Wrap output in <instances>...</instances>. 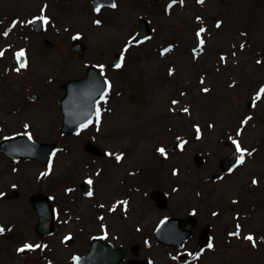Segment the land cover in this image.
Instances as JSON below:
<instances>
[{
  "label": "flooded vegetation",
  "instance_id": "1",
  "mask_svg": "<svg viewBox=\"0 0 264 264\" xmlns=\"http://www.w3.org/2000/svg\"><path fill=\"white\" fill-rule=\"evenodd\" d=\"M12 1L14 6L10 11H0V79L9 86L2 93L4 99L1 100L0 132L7 130L8 133L0 136V202H3V205L10 204L24 187V192L28 191V194L25 193L28 209L35 219H38L36 209H45L48 202L53 205L57 218L56 233L40 237L35 226L39 242H47V253L50 257L51 240L56 237L60 228L67 231L65 238L60 239H65V243L72 242L70 246L65 247L73 250L69 251V257L86 255L91 242L101 239L116 249L102 252L110 257L111 264H144L145 261L147 264H158L161 250L166 252V258L171 264H202L210 255L226 254L228 247L234 243L247 242L256 249H264V232L252 230L253 232L249 234L248 231L245 235V222L248 218L258 214V220L264 225V187L260 186V174L256 175V183L251 188H244L252 194L251 210L240 206L239 203L229 206V200L220 187L227 180L234 179L238 171L247 166L244 162L238 163L230 172L223 173L222 160L237 151V145L229 138L224 142L221 136L216 139V143L224 144L225 150L217 157H214L212 149L197 152L196 123L187 122V128L184 123L180 125L181 122L176 125L165 123L163 127L158 114L157 119L162 127L156 130L155 135L164 134V131L171 132V142H160L156 137L153 145L148 142L150 139H147L150 144L148 146L144 139L129 137L130 135L125 133L126 128H113L109 133L102 135L107 121L118 113L117 101L129 96L130 100L140 98V104L147 106L152 102L155 83L150 82L151 73L144 69L137 74V83H131L134 81L130 80L128 75L133 62L130 58V53L133 52L131 44L119 46V50L109 53L105 58L106 52L100 45L89 43L79 31L72 34L69 32L74 26L68 25L67 19L75 15H93L97 24L101 25L100 16L106 13H128L133 6V0H117L115 7H103L99 12L96 11L93 0H29L28 14L21 11L24 0ZM164 1L135 2L136 6L143 5L144 9L146 7L148 10L140 16L137 31L141 18L149 21L154 33L164 31L156 23L157 9L161 15L165 14ZM187 1H194L195 5L192 4L191 8L197 6L204 12L211 0ZM219 1L224 3L223 0ZM41 17L46 18L48 22L44 23L39 19ZM200 19V13H194L193 22L196 24ZM220 20L224 28L226 22L224 19ZM201 27L202 25L195 28L194 34ZM20 34L30 37L24 39ZM54 36L65 37L67 41H56ZM8 38L13 42L7 43ZM75 38L83 42L76 44L77 47H87V52L83 55L76 54L73 50ZM248 42V49L253 51L254 47L255 52L259 50L253 37L249 36ZM194 48L190 47L191 55ZM227 49H222L223 59L229 57ZM19 53H23V56L18 61ZM52 55L60 57L51 60L48 57ZM93 55L97 58L90 59ZM118 55L121 56L119 61L116 59ZM73 59L81 62L84 74L77 77L64 76ZM135 61L143 65L148 60L144 58ZM156 61L170 62L160 58ZM21 62H26V66L21 68ZM118 64L120 67H117ZM90 67H97L102 72L109 89L97 102L95 116L86 127L77 135L60 133L64 120L83 124L86 122L84 114L92 107V97L96 93H88L86 99L70 102L64 100L67 91L63 86L70 80L84 78ZM177 68L174 60L172 63H166L164 82H169L168 80L178 75ZM202 75L206 76V73L202 72L200 76ZM118 79L123 83L119 85ZM176 84L179 85L178 82ZM144 105L142 108L145 109ZM44 107L55 109L59 122L53 123L55 127L51 129L40 125V130L38 109ZM69 108L77 109L79 113L68 119L63 115V111H68ZM34 109L38 112L34 117L36 120L30 118ZM167 113L174 116L171 111ZM37 129L40 132L45 131L48 135L44 133V137H39ZM213 129L207 128L209 133L214 134L210 131ZM52 131H59L57 138L50 137ZM7 141L18 142L5 144ZM211 141L213 139L210 138L208 142ZM253 141L255 145H239L244 154V161L249 153L258 151L257 143ZM33 143L56 147L48 166L36 159ZM160 149L164 152L161 153ZM76 151L79 156L74 155ZM240 155L241 152L238 157ZM198 156L204 159L201 167H198ZM155 163L160 166L169 165L168 177L164 180L161 179L160 169L155 167ZM12 176L15 178L9 182ZM102 181L106 182L107 187L102 186ZM59 183L62 184L61 187H56ZM159 193L166 194V204L158 201ZM231 199H238V196ZM261 209L263 214L260 213ZM192 216L194 220L188 223L186 220ZM170 219L183 222H177L167 230L159 232L161 224ZM85 221L88 222L86 226ZM16 226L17 224L0 226V229L4 230L0 232V239L12 240ZM187 233L190 235L183 242ZM204 235H207L208 243L205 249L201 250V239ZM249 235L253 237L255 246L253 241L245 239ZM160 240L174 241L176 245H162ZM210 243L211 248L208 247ZM121 256L124 257L123 260L120 259ZM183 257L185 258L182 259Z\"/></svg>",
  "mask_w": 264,
  "mask_h": 264
},
{
  "label": "rangeland",
  "instance_id": "2",
  "mask_svg": "<svg viewBox=\"0 0 264 264\" xmlns=\"http://www.w3.org/2000/svg\"><path fill=\"white\" fill-rule=\"evenodd\" d=\"M28 1L24 0L21 5V11L26 14L29 13ZM133 1V6L128 13L114 15L106 13L100 16L101 25L97 24V19L93 15L72 16L67 19V24L74 26L69 32L72 34L74 31H79L87 38L89 43L95 46L100 45V48L105 50V58H107L109 53L119 50V46L130 42V36L133 34L134 37L135 33H137L136 28L140 16L143 15V12L148 11L146 7L144 9L143 5L137 3L138 5L136 6L135 2L137 0ZM172 2L173 0L164 1L165 10L172 11L170 15L166 13L161 15L157 9L156 15H158V19L156 23L164 31L159 32L155 39L146 45L147 47L133 50L130 53V58L133 62H131L132 66L128 75L130 80H134L131 83L133 85L137 83V74L140 70L144 69L150 72V82L155 83V90L152 89V102L147 106L141 105L140 98L132 101L129 96L122 101H117L118 113L107 121L102 135L109 133L113 128H126L125 133H128L129 137H136L139 140L144 139L145 144L148 146L150 144L153 145L156 137L158 138L156 140L160 142H171L173 138L171 132L167 133L164 131V134L160 133L159 136H156L155 133L156 130L158 131L162 127L161 122L157 119V114L164 127L165 115L173 108L176 111L173 114L179 115L167 120L171 125L181 122L180 125L184 123V127L187 128V122L196 123V130L199 133L195 147L197 152L212 149L214 150V157L224 153V144L216 143V139L219 136L222 137V142L229 138L236 145H255L253 144V140H255L258 151L246 156L244 163L247 166L239 170L234 179L227 180L220 186L222 193L227 196L228 200H231L234 196L242 197L247 191V189H244L246 183L252 175L258 174L256 172L261 173V187L264 186V140L258 138V136L264 134V90L260 89V84L263 82L264 66L258 67L256 64L258 56L260 58L263 56L264 61V0H223L224 3L219 0H211L204 12H201L197 6H195L196 8H191L192 4L195 5L194 1H187L186 5H184L185 8L179 7L180 9L169 8V4ZM13 6L12 0H0V11H10ZM178 6H182V4ZM194 13H200V16H202V19L197 21L198 24L193 22L195 21ZM214 17L225 20L224 28L223 26L221 28L215 27V23L212 21ZM202 24L209 26L208 33L211 37L210 42L208 41L207 43L208 46L206 45L207 52H204L196 59L191 55L190 47H195L198 35H195L194 31L195 28ZM244 28L249 36L253 37V41L260 51L257 49L255 52L254 47L252 48L253 51L246 49L244 52H239L236 49L238 44L244 41V37L241 36ZM21 35H23L24 39L30 37V35L26 34ZM4 37L6 38V35ZM64 38L54 36L56 41H67ZM6 41L7 43L13 42L9 38ZM35 42L38 41L35 40ZM246 42L249 44L248 39H246ZM173 44L178 46L177 51L173 55L170 53L165 56V60H169L170 63L173 60L175 61L178 66L177 69H179L177 73L179 78L175 76L171 80L167 79L169 82H164L167 62L156 61L158 57L154 54V49ZM227 47L229 49V57L224 62V59L221 58V52L223 51L222 49H227ZM146 48L148 49L145 52ZM235 51L238 53L237 57L235 56ZM61 52L66 53L64 51ZM144 54L148 61L140 65L141 63L135 60L144 57ZM58 57L60 56L52 55L48 58L52 60ZM96 58V55H93L90 59ZM83 70L81 62L73 59L69 63L68 71L63 75L77 77L84 74ZM202 72L207 75L204 87L213 90L211 96L205 94L201 89V85H199L198 79ZM3 83L0 79V120L2 116L1 100L4 99L2 93L9 88L8 85ZM122 83L123 81L118 79V84ZM181 90L186 92L184 93ZM255 93L259 99L258 107L255 110L248 111V102H254L255 99L253 100L252 98ZM176 99L181 101L180 105L175 102ZM143 105L145 109L142 108ZM38 112V128L41 125L51 129L55 127L53 123L57 124L59 122V115L55 109L44 107L39 108ZM38 112L37 109H34L30 118L36 120L34 117ZM246 112L255 116L253 122L246 121L244 118ZM257 117L262 118L261 123H257ZM207 128H214L210 130L214 134L209 133ZM39 129L41 130V128ZM40 130L37 129L39 137H44V133L48 135L45 131L40 132ZM7 133V130H4L0 132V136ZM50 134L51 138H57L59 131H52ZM210 138L213 141L208 142ZM147 139H150L148 141L150 144H148ZM74 155L79 156L78 151ZM65 159L67 160L68 157ZM154 165L160 169L159 173L162 180L168 177V164L160 166L155 163ZM14 178L12 176L9 182L13 181ZM102 183V186L105 187L106 182L102 181ZM60 185L62 184L59 183L56 187H61ZM23 189L24 187L20 194L10 201V204L3 205L1 204L3 202H0V226L3 224H17L12 240L0 239V264H73V257H69L73 251L72 248H65L62 242L63 239H60L67 232L64 228H60L56 237L51 240V257L47 253V242H39V238L35 234L37 218L35 219L34 214L28 209V200L25 199L28 191L24 192ZM228 204L230 206L231 201ZM260 213L263 214L262 209ZM257 215L246 220L245 235H247L248 231L249 234L253 232L252 230L259 233L264 232V225L258 220ZM87 223L85 221V226ZM25 245H32L33 247L22 252L19 251ZM37 245L39 247H36ZM18 246L19 249H17ZM161 251L158 255V264H171L166 258V252ZM202 264H264V249H256V247H252L247 242L244 244L234 243V245L228 247L226 254L210 255L208 260L205 259Z\"/></svg>",
  "mask_w": 264,
  "mask_h": 264
},
{
  "label": "water",
  "instance_id": "3",
  "mask_svg": "<svg viewBox=\"0 0 264 264\" xmlns=\"http://www.w3.org/2000/svg\"><path fill=\"white\" fill-rule=\"evenodd\" d=\"M112 1H114V0H95V5L98 6V7H101L103 5H110L111 3H113ZM146 30H147L146 27L143 26V28H142V32L143 33H141V35L138 37L137 41L141 40L143 37H145V36L148 35L146 32H144ZM94 78L98 79L97 77H94ZM85 81H87V79L86 80H83V81H80V82H78V81H76L74 83L71 82L70 85L73 86L72 91H75L77 88H79L78 90H82L79 85L80 84H83ZM94 81H95V79L92 81V83H94ZM94 84L96 86L95 91H98L99 90L98 83L95 82ZM102 87H103V90H104V86H102ZM94 108H95V106L93 105L92 108H91V113L94 112ZM63 131H65V129H63ZM231 163H232V161L231 162L227 161V164L228 165H230ZM224 169H225V167H224ZM47 209H50V208L47 207ZM41 218H42V222L43 223H45L46 220H47V224L46 225H48V218H49L48 215H47V218H46L45 215L42 216ZM53 221H54V218H52V219L50 218L49 226H46L47 228L50 227L49 232H53L54 231ZM42 222L39 223V227H41ZM94 251H95V245L92 247V250H91L90 254L86 258L82 259V264H94V259H95V253H94ZM79 261L80 260H77L78 264H79Z\"/></svg>",
  "mask_w": 264,
  "mask_h": 264
},
{
  "label": "snow or ice",
  "instance_id": "4",
  "mask_svg": "<svg viewBox=\"0 0 264 264\" xmlns=\"http://www.w3.org/2000/svg\"><path fill=\"white\" fill-rule=\"evenodd\" d=\"M173 2H175V0H173ZM200 2H203V0H200ZM111 6H112V7H115L116 5H115V4H112ZM96 11L99 12V11H100V8L97 7V8H96ZM39 19H42V20L44 21V23H47V22H48L47 19L44 18V17H41V18H39ZM217 26L219 27V25H217ZM203 31H204V29H201V30H200V32H203ZM5 34H7V33H5ZM197 35L199 36L200 33H198ZM200 43H201V45H203V40H201ZM22 56H23V53H19V54H17V59H18V61L20 60V58H21ZM25 66H26V62H21V63H20V67H21V68H23V67H25ZM117 67H120V65L118 64ZM17 70H19V69H17ZM205 91H207V90L205 89ZM105 95H106V93H105ZM185 111H187V109H185ZM97 117H99V109H97ZM29 138H31V137H29ZM160 151H161V153L164 152L163 149H160ZM237 151H238V152H241V155H240V157H239V161H238V162H239V163H243V162H244V154H243V151L241 150L239 144H237ZM249 155H250V153H249ZM117 159H119V157H117ZM89 183H91V181H89ZM253 183H256V181L254 180ZM89 195H91V192H89ZM3 231H4L3 229H0V232H3ZM236 234L238 235V233H236ZM245 239H247V240H249V241H253V237H252L251 235L245 237ZM253 246H255L254 241H253ZM32 247H33L32 245H25L23 248L19 249V251L22 252V251H25V249H32ZM36 247H39V246L37 245ZM208 247L211 248V247H212V244L210 243V244L208 245Z\"/></svg>",
  "mask_w": 264,
  "mask_h": 264
}]
</instances>
